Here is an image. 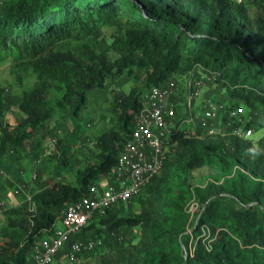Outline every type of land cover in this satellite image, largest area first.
Wrapping results in <instances>:
<instances>
[{"label": "trees", "instance_id": "trees-1", "mask_svg": "<svg viewBox=\"0 0 264 264\" xmlns=\"http://www.w3.org/2000/svg\"><path fill=\"white\" fill-rule=\"evenodd\" d=\"M249 4L0 0V52L31 65L39 80V86L22 94L19 121L0 129V162L14 151L23 153L55 121L81 117L90 90L124 74L138 81V69L145 73L141 86L112 101L110 128L98 136L95 160L77 171L75 181L57 180L32 192L33 209L15 205L4 211L0 264H31L32 249L56 225L62 209L90 195L103 177L114 178L120 152L154 85L203 70L236 104L264 113V0ZM105 26L112 28V36L101 50L89 38ZM65 40L72 45L59 50ZM54 90L59 96L51 102ZM4 94L0 84V111ZM80 130L75 127L74 142ZM259 143L233 133L181 135L160 173L133 198L139 199L140 215L117 216L115 206L97 220L102 225L111 221L110 228L142 229L139 243L122 246L99 264H264V137ZM72 147L70 139L56 141L57 175L62 164L68 165ZM206 165L217 166L223 178L192 186V173ZM193 200L199 207L192 216L188 205ZM97 221L85 228L83 239L93 238L90 230L101 231ZM207 231L210 236L203 235Z\"/></svg>", "mask_w": 264, "mask_h": 264}, {"label": "rangeland", "instance_id": "rangeland-1", "mask_svg": "<svg viewBox=\"0 0 264 264\" xmlns=\"http://www.w3.org/2000/svg\"><path fill=\"white\" fill-rule=\"evenodd\" d=\"M250 2H248L249 4ZM251 5V4H249ZM111 27H101L98 32L92 35L89 40L97 45L99 49L106 50L105 40L110 41L112 36ZM72 45L70 40L62 41L58 44V49L67 51ZM117 53L111 52L113 59L117 58ZM138 81L128 74H124L106 83L103 88H96L89 91L88 104L83 109L81 117H72L68 119H60L53 123L52 129L44 134H38L33 137L28 143L27 149L23 153L14 151L11 155V165L16 164L18 160L22 163H17V167L11 173L10 168L5 165L0 170V180L9 181V186L13 192V197L10 194L0 192V243L3 238L1 233L6 230V221L4 219V211L15 205H22L27 209H33L34 204L31 199L32 190L36 191L45 186L53 185L57 180L65 182L75 181L77 171L94 161L98 152V136L110 128V117L112 115V101L119 96L128 94L133 86H141L145 73L138 69ZM201 70L198 75L204 73ZM172 79H182L180 76H174ZM0 84L5 88V103L3 111H0V129L9 122L16 124L20 117L21 111L19 104L24 91H30L39 86V80L29 64H18L15 55L7 52H0ZM203 98H210L224 105V110L218 118L220 128L223 125L226 127L224 132L218 131L216 134H229L232 125H236L240 119L241 128L244 130L252 129L251 135L247 138L254 141L257 147H260L259 141L264 137V113L260 110H253L245 106L243 103L236 104L234 99H231L226 91L222 89L218 82L211 80L205 86ZM180 97V102H184L187 90L180 84V89L177 94ZM177 95L175 97H177ZM59 96L55 90L49 97L51 102L55 97ZM196 107L193 108V110ZM188 112L186 108L178 111L179 116H185ZM80 125V134L77 139L72 140V134L76 126ZM197 129V126L196 128ZM199 131V130H198ZM60 138L70 139L73 142V147L70 151L68 165L61 166L62 175H57L54 171L58 165L59 158H53V154H48L51 143H56ZM40 144L43 145L40 148ZM55 152V148H52ZM261 149L262 146H261ZM51 152V153H53ZM24 172V174H21ZM36 174V178L33 176ZM21 176V177H20ZM223 178V172L215 165H206L194 170L191 177L192 186L205 185L211 181H217ZM30 182L28 184V181ZM32 179V180H31ZM28 180V181H27ZM26 183L23 187L22 184ZM21 185V188H20ZM108 186V177H103L96 185L98 191L103 190ZM19 200V203H17ZM16 203H15V202ZM3 203V204H2ZM264 205V201H263ZM114 213L126 216H139L141 213V204L139 199L117 205L114 208ZM111 224V221L108 225ZM58 225H61L59 223ZM108 225H102L97 221L96 227H102L101 231L90 230L87 234L97 240V246L94 250L85 252L80 257L79 261L87 262L88 264H99L104 258L113 257L124 245H135L142 238L141 226H129L123 224L120 228H110ZM206 231V230H205ZM118 232L120 234H114ZM86 235V234H85ZM203 235L210 236L207 231ZM87 236V235H86ZM194 241V240H193ZM192 243V239L190 244ZM54 264H74L69 263L64 257L59 258Z\"/></svg>", "mask_w": 264, "mask_h": 264}, {"label": "built area", "instance_id": "built-area-1", "mask_svg": "<svg viewBox=\"0 0 264 264\" xmlns=\"http://www.w3.org/2000/svg\"><path fill=\"white\" fill-rule=\"evenodd\" d=\"M233 1L247 3L252 0ZM211 80L214 77L208 74H194L177 81L171 78L149 90L136 116L130 138L120 152L111 183L100 191L95 186L90 195L62 209L56 225L47 230L32 249L31 264H54L59 257H64L69 263L79 261L85 252L94 250L98 243L96 239L81 237L85 228L105 217L115 206L137 197L163 169L167 154L181 135L192 136L198 130L209 134L221 131L218 118L225 108L223 104L208 98L199 118L193 112L195 101L201 97L203 89ZM180 84L187 90L185 108L188 113L182 117L178 114L177 104L172 101L178 94ZM191 123L193 128L197 123L196 131L190 127ZM238 123L231 126V133L244 138L251 135L252 129L244 130ZM54 146L55 143L50 144L48 154H52ZM36 177L35 174L33 178ZM22 186L25 187L26 183ZM198 207L195 200L188 205L192 216ZM114 234L120 236L118 232Z\"/></svg>", "mask_w": 264, "mask_h": 264}, {"label": "crops", "instance_id": "crops-1", "mask_svg": "<svg viewBox=\"0 0 264 264\" xmlns=\"http://www.w3.org/2000/svg\"><path fill=\"white\" fill-rule=\"evenodd\" d=\"M204 90V89H203ZM204 93H206V90H205V92H202V95H201V97L199 98V99H197L196 101H195V103H194V107H196V109H194L193 110V112H194V114H195V116L196 117H198L199 118V116L202 114V112L204 111V109H205V101H206V99H208V98H203V94ZM172 101H174L176 104H177V107H178V111H180V109H182V108H185V100H184V102H180V97L177 95V97H173L172 98ZM196 125H197V123H195L194 124V128H193V124L191 123V125H190V127L194 130V131H196L195 130V128H196ZM225 126L223 125V127L222 128H220L221 129V133L222 132H224V130H225ZM231 130V129H230ZM231 132V131H230ZM29 144V143H28ZM28 144L26 145V146H28ZM44 145V144H43ZM43 145H41L40 144V148H42L43 147ZM26 151L28 152V149H27V147H26ZM12 155V154H11ZM11 155L9 156V157H7L6 159H4L2 162H0V169H2V167L5 165V167H7V168H10L11 167V169H10V171H11V173L13 172V170L18 166L17 165V163L19 162V163H22V159L23 158H21V160H18V162H16V164H12L11 165V161H10V158H11ZM0 172H4L5 173V171L4 170H0ZM21 177V176H20ZM1 178V177H0ZM32 180V179H31ZM113 179L110 177H108V185L111 183V181H112ZM28 181V180H27ZM29 182H30V179H29V181H28V184H29ZM107 187V186H106ZM38 190V189H37ZM36 190V191H37ZM4 192V193H6V194H10V196L11 197H13V192H12V190H11V188H10V186H9V181L8 182H4V181H2V180H0V192ZM33 192H35L34 190H32ZM15 202V201H14ZM16 203V202H15ZM17 203H19V200H17Z\"/></svg>", "mask_w": 264, "mask_h": 264}]
</instances>
